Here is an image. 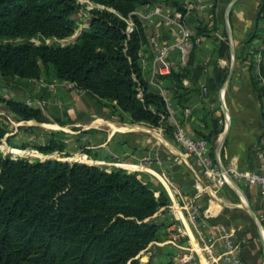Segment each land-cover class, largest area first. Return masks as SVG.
<instances>
[{
  "label": "trees",
  "instance_id": "obj_1",
  "mask_svg": "<svg viewBox=\"0 0 264 264\" xmlns=\"http://www.w3.org/2000/svg\"><path fill=\"white\" fill-rule=\"evenodd\" d=\"M95 1L105 8L91 9L80 34L60 43L78 25L73 16L80 5L75 0H0V76L39 79L50 69L75 89L109 101L131 122L161 125L168 109L144 78L139 53L148 43L147 28L135 13L137 6L156 0ZM163 2L183 17L187 12L176 0ZM218 2L212 0L209 12L213 24ZM263 7L260 0L258 9ZM127 20L132 23L129 32ZM197 21V34L208 36L207 22L199 17ZM221 33L223 38L216 39L219 57L229 50L225 29ZM254 37L247 32L242 42ZM45 39L55 41L48 44ZM193 54L180 72L160 75L174 81L176 99L184 90L182 79L189 75ZM213 75L215 84L222 86L227 69L215 66ZM3 101L22 120H43L40 109L26 102ZM171 129L166 126L167 133ZM221 132L216 128L212 134ZM4 133L0 128V139ZM35 148L50 153L61 151L63 145L51 141ZM169 204L162 185L147 183L122 168L107 171L55 158L12 159L0 152V264H141L136 256L156 240L159 228L150 219ZM142 264L153 263L149 259Z\"/></svg>",
  "mask_w": 264,
  "mask_h": 264
},
{
  "label": "crops",
  "instance_id": "obj_2",
  "mask_svg": "<svg viewBox=\"0 0 264 264\" xmlns=\"http://www.w3.org/2000/svg\"><path fill=\"white\" fill-rule=\"evenodd\" d=\"M259 1L219 0L216 8V21L221 23L219 28L221 31L225 29L229 46L230 66L227 69V75L232 60L234 62L229 81L217 94L224 118L219 142L228 125L220 150L224 162L222 165L226 168H254L258 163L256 150L264 133V100L258 79L262 76L260 66L264 69V7L262 11L258 9ZM231 2L228 17H226V9ZM185 8L187 9V6ZM170 9L174 8L169 6L168 10ZM186 13L190 15L186 18L188 25L185 27L192 32L193 37L197 35L195 28L198 25V17L204 18L208 25L209 21L213 24L210 13L206 19L198 12L193 14L187 10ZM227 25L230 29L233 53L230 51ZM149 31L160 33L161 40L167 43L175 41L180 35L175 26L159 17H153ZM247 32L255 33V37L243 43ZM217 36L222 39L220 35ZM197 45L198 49L193 54L189 75L182 79L184 90L179 99L173 96L175 84L170 77L153 74L152 54L148 44L143 46L139 53L143 61L142 71L148 83V89L156 93L165 91L169 94V108L172 110V115L168 117V120H177L185 133L189 135H197L195 130L200 131L199 119L204 101H202V92L205 90L210 97H213L216 91L213 69L217 64L214 62L213 44L210 43L209 38L201 37ZM225 56L226 54L218 57L223 59ZM188 58L189 54L184 57L179 49L174 50L170 55L171 71L180 72L186 67ZM220 68L223 69V67ZM19 82L23 86V92L27 93V104L34 103L32 105L34 108L41 109V100L44 111L48 114L52 113L62 118L67 103L77 111V118L78 112L84 114L86 111L93 110L90 99H94L91 94L75 89L73 85L57 78L51 71H49V81L41 76L39 79ZM35 103L40 104L39 107ZM223 104L226 109L222 108ZM47 126L59 128L56 124ZM96 126L107 128L105 142L111 146L112 165L139 167V165L142 166L141 158L157 152L160 160L158 169L148 168V171L156 175L167 191L171 200L167 208L175 220V226L171 225L167 229L177 228L176 231L187 237L185 238L188 243L186 248L193 255L191 264H224L220 258L223 251L221 236H228L236 245V253L242 264H264V194L260 193L257 186L239 184L237 189L233 185H227L224 187L227 193L216 194L218 188H221V191L223 188L213 189L215 185L208 184L206 181L202 183L200 179L198 182L192 180L189 170L197 179L198 176L192 169L189 159L184 156L182 149L173 144L162 131L145 125L118 123L102 118L91 119L86 128ZM136 146L139 150L135 154L131 153V149ZM170 166L173 167L169 168ZM186 187L193 195L188 193L185 196L186 192L183 190ZM203 201L205 207L197 213L198 215H193L194 218L199 216L200 222L198 219L195 223H200L202 232L216 239L213 254L210 257L200 250L203 244L198 238V228L191 222L187 211L188 205L193 208L196 205L200 206ZM150 258L148 257L147 261Z\"/></svg>",
  "mask_w": 264,
  "mask_h": 264
},
{
  "label": "rangeland",
  "instance_id": "obj_3",
  "mask_svg": "<svg viewBox=\"0 0 264 264\" xmlns=\"http://www.w3.org/2000/svg\"><path fill=\"white\" fill-rule=\"evenodd\" d=\"M76 3L80 5L78 11L74 14L73 18L75 21L78 22V25L74 29L73 33L64 39L59 40L60 43H68L73 41L76 35L80 34L81 30L86 26L88 23V19L90 18L89 11L94 7L99 9H104L105 6L97 3L95 0H75ZM164 0H156L154 3L143 4L139 5L136 8V12H147L148 9H154V6L166 7L170 6L167 3L163 2ZM175 1V0H174ZM180 3H183L185 6H189L191 1H199V0H176ZM173 8V7H172ZM191 13L195 14L198 11L196 9L191 8ZM135 12V13H136ZM136 15L141 19V16L136 13ZM190 14H185L183 20V24L187 26L186 18ZM152 18V15L150 16ZM156 17V16H153ZM200 18V17H199ZM202 19V18H201ZM204 20V18H203ZM130 22V20H127ZM152 21H150V24ZM221 23L216 22L215 24L208 25V30L210 34L207 35H198L199 38L206 37L209 38L210 43L213 44L212 48L214 50L213 56L214 62L217 64L218 67H223L224 69H228L230 66V54L229 50L226 53V56L223 59H220L217 55V48L218 44L216 39L219 38L217 35L222 37V33L220 28ZM197 27V26H196ZM207 31V30H206ZM154 33V31L152 32ZM194 34V33H193ZM223 38V37H222ZM34 42H38V39L33 38L31 39ZM55 39H45L46 43H52ZM194 48L190 50V54L193 51L194 53L198 49V45L194 44ZM222 64V65H221ZM262 64V63H261ZM261 69V68H260ZM259 69V70H260ZM49 71L50 69H46L41 75L44 77L45 80L49 81ZM52 72V71H51ZM23 80V79H21ZM18 78H9V77H2L0 76V128L5 131L3 137L0 139V152L3 156H9L12 159L18 158H25L29 161L34 160H43L46 158H55L57 160L69 161V162H81L87 164H94L101 167L106 168L107 171H110L113 168H122L125 169L129 173H134L137 175L138 178L142 179L147 183H151L153 185H161V182L158 180L155 174L148 171V168L152 170L158 169L159 165V156L153 152V155H147L140 159L142 161V166L139 167H125L123 165H112L111 161V146L106 144L107 138V128H103L101 126L94 127H87V124L91 121V119L102 118L108 121H116L118 123H130V124H140L145 125L149 128L154 130L162 131L164 135L175 145L176 142L174 141V127L171 121L167 120L163 122L161 125L157 127L150 126L146 123L138 122L133 123L130 121L129 115L121 112L117 109H112L110 102L107 100H100L92 96L90 99V103L93 105V110L86 111L84 114L78 112L79 117L77 118L76 114L77 111L72 108L69 103L66 104L65 113L62 118L54 116V114H48L44 111V107L40 109L42 114V121H36L34 119L31 120H22L16 114L12 113L6 106L3 100L6 99H14L17 101L26 102L27 93L23 92V86L19 82L21 81ZM74 87V86H73ZM222 86L216 85V91L213 97H210L207 94V91H203L202 93V101H203V111L201 114V118L199 121L201 124L199 125V129L195 130L197 135L193 136H200L203 137L208 142V155L213 161V165L218 166V162L216 159V147L219 142V133L216 136H213L212 131L216 128L223 130L224 125V118L222 112L220 110L219 102L217 100V94ZM75 90V89H74ZM37 99V98H36ZM40 100V99H39ZM27 103V102H26ZM40 103L43 104L40 100ZM32 104H28L32 106ZM37 104L39 107L40 104ZM208 105H210L208 107ZM33 107V106H32ZM70 107V108H67ZM56 124L59 126L58 129L49 127L47 125ZM166 126H171V132L167 133ZM210 136L211 140L205 136ZM54 141L55 143H59L63 145L62 150H55L50 153H42L38 151L35 147L41 145H46L49 142ZM109 145V146H108ZM131 153L135 154L139 148L133 147L131 149ZM210 151V154H209ZM190 165L193 170H195L197 177L192 174V171L189 170L188 172L191 175L192 180L194 179L195 182L198 180H202V183L205 181L208 184H213L210 177H207L206 174L194 164L191 158H188ZM220 161L223 164V159L220 157ZM169 166V165H168ZM173 166H170L171 168ZM147 168V169H146ZM195 185V184H194ZM225 184L222 186L223 191L221 188H218L217 193H227L224 190V187H227ZM165 189V188H164ZM195 189V188H194ZM213 189H217L214 186ZM186 192V195L192 192L187 189V187L183 190ZM167 192V191H166ZM171 204V200H170ZM201 205H196L193 208H190L188 205L187 211L189 214L198 215L199 211L205 207L204 201L200 203ZM196 208V210L194 209ZM198 210V211H197ZM199 219V220H198ZM154 223L159 225L156 240L152 241L147 245L145 249L140 251V253L136 256V259L139 263H144L147 261L148 257H151L150 260L153 264H160L167 262L166 260L172 261L174 264H191L190 262L192 259H187V256L193 255L188 252L187 250V238L183 233L176 231L177 228L167 229L169 226L174 225V219L172 214L170 213L168 208H161L158 212H156L150 219ZM198 220L200 222L199 216H195V218L191 219V222L195 223ZM196 224V223H195ZM197 230L199 233L202 232L203 228L199 224H196ZM175 226V225H174ZM198 233V234H199ZM180 245V246H179ZM175 257V258H174ZM194 261V260H193Z\"/></svg>",
  "mask_w": 264,
  "mask_h": 264
},
{
  "label": "built area",
  "instance_id": "obj_4",
  "mask_svg": "<svg viewBox=\"0 0 264 264\" xmlns=\"http://www.w3.org/2000/svg\"><path fill=\"white\" fill-rule=\"evenodd\" d=\"M211 7V0H199L196 2L191 1L189 6H187V10L194 8L206 19ZM136 13L141 16L143 23L147 28V44L152 54V70L154 75H167L171 72L170 55L174 50L179 49L185 57L189 54L193 45L200 42V38L196 34L193 37L192 32L185 27L183 24L184 17L178 10H168V7L165 6H154V9L150 8L147 12L143 11L139 13L137 11ZM151 15L152 18L150 17ZM153 16L159 17L175 26L180 33L179 37L175 41L167 43L161 40L160 33L150 32V21H152ZM131 24V21H127L128 32L132 30ZM209 25H212L211 21H209ZM142 63L143 61L141 60V65ZM258 79L262 88L261 96L264 100V78L259 76ZM68 83L73 85L70 82ZM159 94L163 97L166 103L169 117L172 115V110L169 108L170 96L165 91H161ZM41 106H43V104H41ZM186 112H188L187 109ZM171 122L174 127V141L182 149L184 156L186 158H191L194 164L198 166L207 177L211 178L216 187H222L225 184L232 185L229 180L230 177L238 185L243 184L246 186H257L260 193L264 194V133L256 150L258 163L254 168L239 169L237 167H225V171H222L219 166L213 165V161L208 155V142L203 137L185 133L177 120L171 119ZM192 218H194V215L190 214V219ZM198 238L203 244L200 250L206 256H212L216 239L212 235L207 236L205 233H199ZM221 238L223 240V251L220 254V258L223 260L224 264H242L236 253V245L228 236H221ZM190 258H192V256H187V259Z\"/></svg>",
  "mask_w": 264,
  "mask_h": 264
},
{
  "label": "water",
  "instance_id": "obj_5",
  "mask_svg": "<svg viewBox=\"0 0 264 264\" xmlns=\"http://www.w3.org/2000/svg\"><path fill=\"white\" fill-rule=\"evenodd\" d=\"M231 5H232V2L227 6V9H226V17H228V12H229V10H230V8H231ZM227 31H228V34H229L230 51L233 53V47H232V43H231V39H230V38H231V37H230V29H229V26H228V25H227ZM77 36H78V34H77L75 37H77ZM233 65H234V62H233V60H232V65H231L230 71H229V73H228V75H227V77H226V79H225V81H224V83H223V85H222V88H223V89L225 88L227 82H228L229 79H230V76H231V73H232V70H233ZM222 108H223V109H224V108L226 109V107H225L224 104L222 105ZM227 131H228V125H227V127H226V129H225V133H224V135H223L222 140H221L220 142H218L217 147H216V159H217V162H218V166H219V168H220L222 171H225V167L222 165V163H221V161H220V150H221V147H222L223 142H224V140H225V137H226ZM229 180H230V182L232 183L233 186H235V187H237V189H239V186H238V184H237L235 181H233L230 177H229Z\"/></svg>",
  "mask_w": 264,
  "mask_h": 264
},
{
  "label": "bare ground",
  "instance_id": "obj_6",
  "mask_svg": "<svg viewBox=\"0 0 264 264\" xmlns=\"http://www.w3.org/2000/svg\"><path fill=\"white\" fill-rule=\"evenodd\" d=\"M224 133H225V131H224ZM224 133H223V135H224ZM223 135H222V137H221V140H222V138H223Z\"/></svg>",
  "mask_w": 264,
  "mask_h": 264
}]
</instances>
